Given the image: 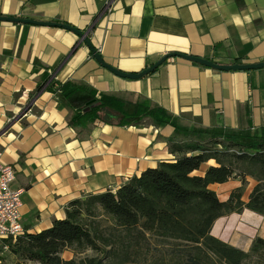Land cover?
<instances>
[{"label": "crops", "instance_id": "crops-1", "mask_svg": "<svg viewBox=\"0 0 264 264\" xmlns=\"http://www.w3.org/2000/svg\"><path fill=\"white\" fill-rule=\"evenodd\" d=\"M0 0V15L69 23L84 32L104 60L140 72L168 52L218 63L264 61V0ZM38 68L35 72L34 69ZM44 72L54 91L33 94ZM111 94L129 103L166 110V122L146 117L135 125L96 120L82 133L69 124L72 107ZM216 133L264 138V67L219 70L179 57L141 78L104 67L75 32L57 26L0 21V149L15 168L22 194V222L36 233L66 216L74 199L116 191L131 177L173 161L171 140L186 142ZM215 164L205 163L195 174ZM254 178L214 183L221 199L242 189L247 202ZM211 233L249 251L264 237V216L244 208L219 217Z\"/></svg>", "mask_w": 264, "mask_h": 264}, {"label": "trees", "instance_id": "trees-1", "mask_svg": "<svg viewBox=\"0 0 264 264\" xmlns=\"http://www.w3.org/2000/svg\"><path fill=\"white\" fill-rule=\"evenodd\" d=\"M38 68H35L36 72ZM51 74L44 72L33 94L54 91ZM87 91L92 99L84 106L72 107L69 124L82 133L96 120L112 125H135L146 117L166 122V110L146 107L139 101L129 103L111 94L97 97L94 89L66 83ZM173 161H162L140 175L131 177L116 191L87 194L71 201L66 216L36 233L25 232L3 240L12 254L40 264H147L134 254L147 233L178 246L173 264H264V237H257L244 251L214 236L215 221L228 213L248 208L264 216V138L237 133H216L208 138L181 142L171 140ZM214 160L203 174H195ZM247 176L256 184L249 200H242V189L221 201L211 184L233 177ZM111 216L116 232L106 233L97 216ZM86 249L93 256L65 259L62 252ZM0 264H6L0 262ZM19 264V263H16Z\"/></svg>", "mask_w": 264, "mask_h": 264}, {"label": "water", "instance_id": "water-1", "mask_svg": "<svg viewBox=\"0 0 264 264\" xmlns=\"http://www.w3.org/2000/svg\"><path fill=\"white\" fill-rule=\"evenodd\" d=\"M0 21H10V22H23V23H31V24H38V25H49V26H57L69 29L76 34L79 35L81 42H85L87 46L91 49L94 57L101 63L104 67L108 68L110 71L114 72L115 74L121 77H127L132 79L141 78L147 74H150L157 70L162 64H164L168 59L179 57L188 61H192L204 66H208L211 68L219 69V70H252V69H259L264 67V61L255 62V63H218L209 58L191 55L183 52H168L163 55L160 59L152 63L151 65L147 66L140 72L132 73V72H124L113 65L106 62L101 55V53L91 44V41L87 35V32L82 31L81 29L65 22H56L50 20H39L34 18H25L19 16H6L0 15Z\"/></svg>", "mask_w": 264, "mask_h": 264}, {"label": "rangeland", "instance_id": "rangeland-1", "mask_svg": "<svg viewBox=\"0 0 264 264\" xmlns=\"http://www.w3.org/2000/svg\"><path fill=\"white\" fill-rule=\"evenodd\" d=\"M97 221L106 233L116 232V227L111 216H97ZM178 246L173 241H164L147 233V237L142 239L141 244L134 248V256L147 264H173L175 251ZM97 252L92 249H86L83 253H77L72 248H67L62 252V257L65 259L80 258L84 256H93ZM0 262L6 264H40L35 261H30L12 254L7 245L2 244L0 249ZM252 264V263H251Z\"/></svg>", "mask_w": 264, "mask_h": 264}, {"label": "built area", "instance_id": "built-area-1", "mask_svg": "<svg viewBox=\"0 0 264 264\" xmlns=\"http://www.w3.org/2000/svg\"><path fill=\"white\" fill-rule=\"evenodd\" d=\"M113 0H105L102 11L111 12ZM17 178L15 168L4 163L0 149V249L3 240L16 238L26 232L22 222V194L24 188H15Z\"/></svg>", "mask_w": 264, "mask_h": 264}]
</instances>
